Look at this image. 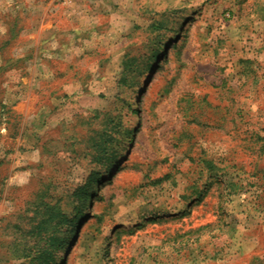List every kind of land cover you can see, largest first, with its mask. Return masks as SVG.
I'll use <instances>...</instances> for the list:
<instances>
[{"label":"rangeland","instance_id":"1","mask_svg":"<svg viewBox=\"0 0 264 264\" xmlns=\"http://www.w3.org/2000/svg\"><path fill=\"white\" fill-rule=\"evenodd\" d=\"M0 264H264V0H0Z\"/></svg>","mask_w":264,"mask_h":264},{"label":"trees","instance_id":"2","mask_svg":"<svg viewBox=\"0 0 264 264\" xmlns=\"http://www.w3.org/2000/svg\"><path fill=\"white\" fill-rule=\"evenodd\" d=\"M45 254H49V255H51V254H52V252L50 251V252H48V253H45Z\"/></svg>","mask_w":264,"mask_h":264},{"label":"bare ground","instance_id":"3","mask_svg":"<svg viewBox=\"0 0 264 264\" xmlns=\"http://www.w3.org/2000/svg\"><path fill=\"white\" fill-rule=\"evenodd\" d=\"M84 230V229H83Z\"/></svg>","mask_w":264,"mask_h":264}]
</instances>
